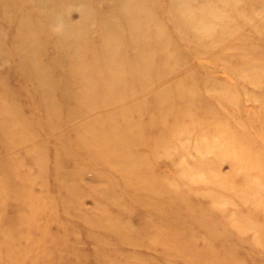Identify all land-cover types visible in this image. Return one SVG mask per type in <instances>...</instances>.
Listing matches in <instances>:
<instances>
[{
    "label": "rangeland",
    "instance_id": "374dc122",
    "mask_svg": "<svg viewBox=\"0 0 264 264\" xmlns=\"http://www.w3.org/2000/svg\"><path fill=\"white\" fill-rule=\"evenodd\" d=\"M29 3L20 10L13 9L8 1L0 6V79L7 82L5 95L9 94L7 97L13 100L9 108L0 112V264H264V108L257 109L264 107V79L260 86L238 81L236 85L244 87L238 96L241 113L224 104L213 106L217 88L206 86L213 95V100L207 98L208 106L211 104L227 115L226 120L221 116L224 125L218 130L211 128L206 134L198 125L185 129L181 126L161 141L157 138V133L162 131L160 119L172 124L173 117L164 116L160 107L158 111L152 108L159 105L155 96L159 87H174L159 74L172 73L161 59H167L178 45L160 46L169 30L151 28L152 38L148 42L144 40V55L152 56L149 67L155 69L151 78L145 76L144 84L153 81L157 89L154 86L146 89L152 91L147 93L149 102L144 105V130L149 129L153 136L146 134L140 139L135 152L142 153L140 144L144 143V153L155 164L153 172L169 178L165 185L166 189L171 187L168 190L172 193L163 188L146 190L137 173L128 174L125 181L120 170L89 163L88 151L81 155L69 148L70 140L74 142L76 137L73 130L66 128L68 106L59 109L63 113L57 118L47 115L46 98L54 94L61 106L71 97L66 91L76 86L67 79L68 69L58 60L60 47L55 42L69 18L64 16V10L52 13L48 7L41 11ZM52 3L57 2L51 1L49 5ZM251 8L250 5L246 8L249 17ZM259 8L251 23L231 35L219 33L222 30L214 27L213 35L202 42L179 46L178 56L190 62L183 72L178 69L176 73L195 74L197 65L207 60L213 62L215 56L230 49L238 38L245 39L235 45L242 52L231 56L247 57L238 73H255L250 60H264V39L259 37L264 36V27L261 28L264 4ZM100 10L102 7L94 5L84 11V16L93 19ZM69 11L71 15L66 11L69 17H74V8ZM167 12L162 14L163 21ZM40 14L52 16L57 27L47 30L44 21L47 19L38 23ZM205 23L213 27L208 21ZM18 28L23 36L30 34L34 38L16 39L14 33ZM80 31L89 32L95 45L97 24L91 23ZM35 40L41 51L40 62L51 63L53 69L48 88H41L36 81L35 87L22 83L33 75L29 65L20 66V63L35 64L33 58L27 57ZM198 53L199 57L193 56ZM206 88L202 86L201 90ZM12 115L16 117L14 120L10 119ZM51 123L58 131L67 130V134L54 136ZM244 130L246 138L241 133ZM234 137L239 139L237 143ZM218 140L221 146L225 143L227 150L212 161L213 153L208 151V146ZM108 147L120 149L116 144ZM220 178L225 183L213 181ZM181 193L186 195L183 199L178 198ZM110 223H116L119 232L109 230Z\"/></svg>",
    "mask_w": 264,
    "mask_h": 264
},
{
    "label": "bare ground",
    "instance_id": "6f19581e",
    "mask_svg": "<svg viewBox=\"0 0 264 264\" xmlns=\"http://www.w3.org/2000/svg\"><path fill=\"white\" fill-rule=\"evenodd\" d=\"M7 1L16 10L22 9L28 1L33 9L42 11L50 7L53 10L52 13L64 10V16L69 19L67 18L68 22L62 27V32L59 33L55 42L60 47L58 60L60 59L63 62L62 65H65L68 69L67 79L69 78L68 81L76 86H73L72 92L70 89L66 91V93L71 94V97L61 106L58 103L59 99H55L56 96L50 94L46 98L47 103H49V106H46L47 115H53L57 118L58 115L63 113V111L59 113V109L61 110L65 105L68 106V112L66 111L68 125L66 128L67 130H73L76 137L74 142L73 139L70 140L69 148L76 154L81 155H85L83 153L88 151L89 154L86 152V156H88L86 159L89 163L92 164L93 162L95 163L94 166L104 165L120 170L124 173L125 178L123 179L125 181H128L126 179L128 174L137 173L146 190L154 188L162 190L163 188L172 193L168 190L171 187L166 189L167 185H165L169 178L153 172L156 168L152 165L155 164L144 153V143L143 145L140 144V149L143 152H135V150H138L140 139H143L146 134L153 136L149 129L144 130V105L149 102L147 93L152 91L148 92L146 89L149 86H154L153 81L152 84L150 81L148 85L145 82L147 88L144 84L145 76L151 78L155 69L149 67L150 61L153 59L152 56L147 57L144 55V40L148 42V39L152 38L151 28L154 27L159 31H162V29L164 31V28L169 30L167 39L161 41L160 46L167 48V45H171L173 48L176 47L174 43L178 45V48L174 49L167 59L159 58L165 62L163 65L166 64L167 67H170L169 69L174 74L167 73L168 71L162 74L158 73L159 77L168 78V83L174 86L170 89L159 87L155 95L159 105L153 106L152 110L158 111L160 107L163 109L164 116L172 115L173 117L172 124L171 122L167 123L165 118L163 121L161 120L163 118L160 119L162 131L157 133V138L161 141L167 135H173V131H177L181 126L185 129L192 124L198 125L197 128L203 134L208 133L211 128L216 130L224 122V117L221 116H225V114L213 106L224 104L228 109L236 108L241 113L242 108L238 106L242 102L238 96H240L239 93L243 91L242 88L244 87H238V81L243 80L248 84L260 86L261 81L264 79V60L260 59H258L259 62L250 60L251 65L254 66L253 69H256L255 73H247L248 75L238 73L241 63L247 58L231 56V54L238 55L242 52L238 51L237 47L235 48L236 44L245 41V39L240 41V38L230 49L222 51L217 57L215 56L213 62L207 60L202 65H197L195 74L183 73L179 75V72L176 73L178 69L182 71L183 67H187L190 62L185 57L186 61L182 60L183 57L178 56L181 50L179 46L183 48L181 46L183 43L202 42L205 37L213 35L216 30H222L219 33L231 35L237 29L243 28L246 23H251L254 20L256 13L260 11V4H264V0H0V6L5 5ZM51 1L57 3L49 5ZM94 5L102 7V11L100 10L98 13L100 17L98 15L93 19L85 17L84 11L91 9ZM248 5L253 10L250 17L246 15ZM80 7H83V9H80ZM71 8H74L75 15H72L75 18L69 17L68 12L71 15V11H69ZM164 11L168 12L166 19L163 21L162 14ZM224 15L227 16L224 18ZM106 16L108 18H105ZM44 18L47 19L44 20L45 24L48 25L47 30L57 27V24L52 21V16L48 18L40 14L38 23ZM210 19L212 20L209 21ZM207 21L213 27L205 23ZM91 23L97 24V35H93L96 41L95 45L91 43L92 36L89 32L85 31L83 33L80 31V29ZM221 25L224 27H221ZM214 27H216V30H214ZM263 27L264 24L261 28L263 29ZM255 29L258 30V25ZM14 36L18 40H22L23 37H26V39L34 38L30 34L23 36L19 28ZM259 37L264 39L262 35ZM257 39V37L253 39V43ZM174 40L178 41L174 42ZM36 44V40L35 43L32 42L33 47L27 52V57L33 58L35 64L31 61L20 63V66L29 65V69L33 73L27 79H24L22 83H31L34 86L33 82L36 81L40 83L41 88H48L53 69L51 63L43 62V64L40 62L41 51H39L38 46H35ZM193 56L199 57L200 53L193 54ZM144 63L148 64L144 65ZM56 66L59 70V61ZM5 84L7 82L0 79V112L9 108L13 101L7 97L9 94L5 95ZM183 84L185 87H183ZM208 85L217 88L214 92H217L215 95L218 96L214 97L215 104H212L213 106L207 104V98L213 96L210 95L211 88H206ZM202 86L206 88L204 91L201 90ZM155 88L157 89V87ZM43 91L46 92L45 89ZM211 99L213 100V97ZM86 101H89L88 105L85 104ZM34 103L36 104V101ZM35 104L33 105L35 106ZM83 105L86 107L81 108ZM262 108L264 107L257 109L262 111ZM194 109L196 111H193ZM96 114L98 115L96 116ZM15 118L14 115L10 117L11 120ZM78 119L81 121L74 123ZM50 130L53 131L51 133L56 137L67 134V130L58 131V127L52 123ZM64 132L66 133L64 134ZM175 133L177 134V132ZM228 133L230 135V132ZM241 133L244 136L246 131H241ZM40 134H42V131ZM177 136L179 140L183 139L180 134ZM130 139L136 142H131ZM236 140L233 141L237 143L239 139ZM233 141L231 143H234ZM111 144L120 145V149L116 150L115 147L109 150L108 146ZM220 144L221 141L218 140L213 141L208 146V151L213 153L212 161L217 160L216 158L222 156V153L227 150L224 149L225 143L222 146ZM66 147L64 148L68 151ZM89 157L90 159H88ZM208 163L210 162L208 161ZM185 175L186 172L183 176ZM213 181L225 183L222 178L213 179ZM126 183L132 185L129 182ZM184 196H186L184 193L178 194V198L183 199ZM205 226L207 227L208 224ZM107 227L115 232L120 230L116 227V223H112V225L110 223Z\"/></svg>",
    "mask_w": 264,
    "mask_h": 264
}]
</instances>
